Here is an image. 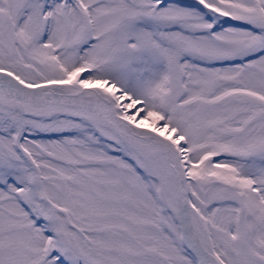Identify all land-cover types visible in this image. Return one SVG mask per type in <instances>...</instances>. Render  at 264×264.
<instances>
[{
  "label": "snow or ice",
  "instance_id": "6c2138e0",
  "mask_svg": "<svg viewBox=\"0 0 264 264\" xmlns=\"http://www.w3.org/2000/svg\"><path fill=\"white\" fill-rule=\"evenodd\" d=\"M0 264H264V0H0Z\"/></svg>",
  "mask_w": 264,
  "mask_h": 264
}]
</instances>
